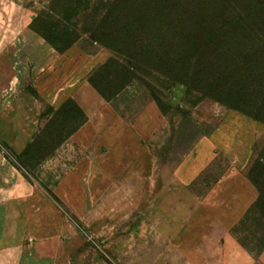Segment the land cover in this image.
Returning <instances> with one entry per match:
<instances>
[{"label":"rangeland","instance_id":"1","mask_svg":"<svg viewBox=\"0 0 264 264\" xmlns=\"http://www.w3.org/2000/svg\"><path fill=\"white\" fill-rule=\"evenodd\" d=\"M101 2L0 0V264H264L236 233L264 193V124L180 84L161 107L104 100L90 79L112 54L83 33ZM42 77L81 102H44ZM243 118L263 128L245 151Z\"/></svg>","mask_w":264,"mask_h":264},{"label":"trees","instance_id":"2","mask_svg":"<svg viewBox=\"0 0 264 264\" xmlns=\"http://www.w3.org/2000/svg\"><path fill=\"white\" fill-rule=\"evenodd\" d=\"M97 12L83 33L112 54L90 79L104 100L142 88L161 107L180 84L264 124V0H102ZM259 191L236 228L251 252L264 245Z\"/></svg>","mask_w":264,"mask_h":264},{"label":"crops","instance_id":"3","mask_svg":"<svg viewBox=\"0 0 264 264\" xmlns=\"http://www.w3.org/2000/svg\"><path fill=\"white\" fill-rule=\"evenodd\" d=\"M55 59L54 63V68H56L57 72H63L65 70V60H67L66 57H62V58H53ZM81 69V68H80ZM85 73L86 68H85ZM50 78L46 77H42L41 80L38 81L39 86L43 87V90L41 91L42 93V97L44 102L53 105L54 103H61L64 102L66 99L69 98H74L78 103L81 102V99L78 98V96L81 94V90L76 89L75 91H72L71 88H69L67 91H57L54 92L52 91L49 86V80ZM76 82L79 81L81 79V75L78 76V78L76 77ZM64 79L60 80V85H64ZM69 85V84H68ZM82 85V84H81ZM80 85V87H81ZM87 86L84 84V89L86 90ZM74 95V96H73ZM78 95V96H77ZM81 106V105H80ZM82 108V106H81ZM239 123H241L242 127H243V148L244 151L247 149H250L252 147V145L254 143H257L258 140L259 142L262 141L263 138V128L257 126V124L253 123V122H249L248 120L243 119H239L238 121ZM243 190V194L241 196V203L240 205L243 206V216L244 214L247 212V210L256 202L258 194L255 190V188L246 180L245 176L243 175V186L241 188Z\"/></svg>","mask_w":264,"mask_h":264}]
</instances>
